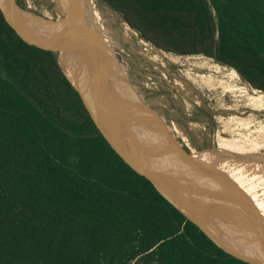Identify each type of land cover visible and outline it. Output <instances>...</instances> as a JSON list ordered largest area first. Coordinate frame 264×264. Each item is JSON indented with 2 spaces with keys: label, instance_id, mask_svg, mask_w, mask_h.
<instances>
[{
  "label": "trees",
  "instance_id": "trees-1",
  "mask_svg": "<svg viewBox=\"0 0 264 264\" xmlns=\"http://www.w3.org/2000/svg\"><path fill=\"white\" fill-rule=\"evenodd\" d=\"M101 1L156 48L204 55L264 92V0ZM134 260L249 264L124 162L61 69L0 10V264Z\"/></svg>",
  "mask_w": 264,
  "mask_h": 264
},
{
  "label": "water",
  "instance_id": "water-1",
  "mask_svg": "<svg viewBox=\"0 0 264 264\" xmlns=\"http://www.w3.org/2000/svg\"><path fill=\"white\" fill-rule=\"evenodd\" d=\"M67 1L55 49L34 36L24 11L20 21L11 14L9 0H0V10L30 52L61 69L124 162L224 252L264 264V211L251 197L255 159L239 150L198 148L185 141L141 95L137 76L130 79L117 57L100 62L102 67L95 64L87 22L89 6L102 9L100 1ZM189 183L199 192L186 193Z\"/></svg>",
  "mask_w": 264,
  "mask_h": 264
},
{
  "label": "rangeland",
  "instance_id": "rangeland-1",
  "mask_svg": "<svg viewBox=\"0 0 264 264\" xmlns=\"http://www.w3.org/2000/svg\"><path fill=\"white\" fill-rule=\"evenodd\" d=\"M65 1L67 0H10L9 3L14 5V9L10 10L11 14L20 21L24 17V11L34 36L55 49L58 48L56 44L60 41L61 28L66 22L68 2ZM99 1L102 11L112 23V33L115 32L114 37L120 44L116 52L108 48L101 37L98 24V38L102 44L104 59L107 61L117 57L122 70L130 79L137 76L140 92L148 97L147 100L158 112L168 117L169 124L185 141L209 145L204 148L220 147L251 155L255 159L252 168L254 170L255 167V170L253 173L251 171L255 181L252 184L260 181L264 185V92L255 89L236 70L204 55H177L156 48L142 39L118 12ZM93 5L96 11V4ZM42 22L56 27V42L53 36L40 29ZM218 82L222 85L217 84ZM240 89L243 91L239 92ZM194 119L198 120L194 122ZM172 177L177 184L174 172ZM193 190L199 192L189 183L186 193ZM251 194L254 201L264 206L258 191ZM135 262L136 260L131 264Z\"/></svg>",
  "mask_w": 264,
  "mask_h": 264
},
{
  "label": "bare ground",
  "instance_id": "bare-ground-1",
  "mask_svg": "<svg viewBox=\"0 0 264 264\" xmlns=\"http://www.w3.org/2000/svg\"><path fill=\"white\" fill-rule=\"evenodd\" d=\"M10 1V0H9ZM73 1V0H72ZM68 2V1H67ZM36 7V6H35ZM94 5L91 4L89 6V21L87 22V27L91 28V31H87V34L89 36L90 34V40H91V52L93 51L94 54V62L95 64H98V66L102 67V63L100 62H105L106 60L104 59V55H103V48H102V44L101 41L98 38V24H99V29H100V34L101 37L105 43V45L114 50V52H116V50L119 48L120 44H118L117 39L114 37L115 36V32L112 33L113 26L112 23L110 22V20L108 19V17L106 16L105 12L102 11V9L96 4V11H94ZM76 8V7H75ZM100 8V9H99ZM40 29L43 30L46 34H48L49 36H53L54 42H56L55 38L58 37L57 32H55L54 30L56 29V27L54 25L42 22L40 23ZM117 34V33H116ZM120 37V36H119ZM122 39V38H121ZM118 51V50H117ZM123 51V50H122ZM121 51V52H122ZM90 58V57H89ZM111 58V57H110ZM91 59H89V61L91 62ZM172 59V58H170ZM111 60V59H110ZM173 60V59H172ZM175 61V60H173ZM99 62V63H98ZM204 66V65H203ZM209 67V66H208ZM107 68H109V66L107 65ZM209 70V69H208ZM185 71V70H184ZM193 73V72H192ZM197 77V76H196ZM200 77V76H199ZM203 77V76H202ZM201 81V80H200ZM203 81V79H202ZM201 81V82H202ZM208 82V80H207ZM217 84L222 85L221 82H218ZM210 85V84H209ZM244 85V84H243ZM224 86V85H223ZM231 88V87H230ZM251 88V87H249ZM239 89V88H237ZM223 90V89H222ZM221 90V92H222ZM235 89L233 88V91ZM231 91V92H233ZM239 92L243 91V89L238 90ZM253 92V91H252ZM243 93V92H242ZM248 93V92H247ZM226 94V93H225ZM228 94V93H227ZM231 94V93H230ZM233 95V94H232ZM237 95V94H236ZM243 95V94H242ZM251 96V95H250ZM244 97V96H242ZM254 97V96H253ZM256 97V96H255ZM238 98V97H237ZM232 99V98H231ZM235 100V99H234ZM252 101V100H250ZM262 101V100H261ZM264 101V100H263ZM234 102V101H233ZM242 110V109H241ZM227 127V126H226ZM233 133V132H232ZM233 136V135H232ZM239 137V136H238ZM223 139V138H222ZM225 139V138H224ZM239 139V138H238ZM241 139V138H240ZM247 139V138H246ZM229 140V139H228ZM245 140V139H244ZM243 141V140H242ZM231 142V141H230ZM257 183L252 184L251 187V193L254 191H258L260 193V197L263 199L264 201V185H262V183H260V181H256ZM251 197L252 194H251ZM256 202V201H255ZM261 209L264 211V206H262V204H260L259 202H256ZM264 204V203H263Z\"/></svg>",
  "mask_w": 264,
  "mask_h": 264
},
{
  "label": "flooded vegetation",
  "instance_id": "flooded-vegetation-1",
  "mask_svg": "<svg viewBox=\"0 0 264 264\" xmlns=\"http://www.w3.org/2000/svg\"><path fill=\"white\" fill-rule=\"evenodd\" d=\"M65 16V15H64ZM59 22V21H58ZM61 22V21H60ZM59 22V23H60ZM61 24V23H60ZM139 92H140V90H139ZM141 93V92H140ZM141 95L147 100L148 99V97H146V95L145 94H143V93H141ZM149 102V101H148ZM160 113V112H159ZM161 114V113H160ZM163 117H164V119L168 122V123H170L169 122V119H168V117L166 116V115H163V114H161ZM198 119H194V122H196ZM191 121V120H190ZM192 122V121H191ZM189 134V133H188ZM189 136H191V135H188V137ZM183 138V137H182ZM189 143H191V141H188ZM191 144H193V145H195L196 147H198V148H204V147H208L209 145L208 144H206V143H202V144H199V143H196V142H192Z\"/></svg>",
  "mask_w": 264,
  "mask_h": 264
}]
</instances>
